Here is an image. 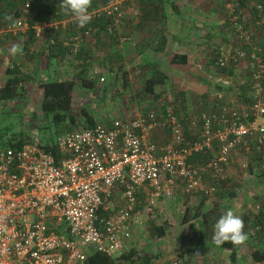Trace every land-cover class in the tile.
I'll list each match as a JSON object with an SVG mask.
<instances>
[{"label": "built area", "instance_id": "built-area-1", "mask_svg": "<svg viewBox=\"0 0 264 264\" xmlns=\"http://www.w3.org/2000/svg\"><path fill=\"white\" fill-rule=\"evenodd\" d=\"M237 1L225 4L234 44L214 46L212 56L215 67L235 69L245 60L252 68L256 80L249 111L219 104L201 112V141L187 144H180L183 128L174 109L165 107L159 114L141 106L106 122L60 133L55 138L60 152L57 159L39 146L36 131L27 133L20 145L0 146V264H86L91 250L115 255L131 236V225L139 222L140 209L150 212L154 201L179 186L183 192L209 196L215 186L205 176L223 179L237 145L245 149L264 145V102L258 80L264 70L256 53L259 47L250 43V27L233 13ZM120 2L101 0L89 9L92 19L100 15L109 19L108 34L117 32ZM30 8L31 0H22L16 11L10 10L12 20L0 24V35L29 28ZM70 20L75 18L68 14L61 20L32 24L34 36L46 38L44 29H58ZM252 25H264V8L259 3ZM76 26L68 38L59 36L71 54L87 38L94 39L92 29ZM116 38L124 41L128 37ZM53 39L51 34L47 41ZM241 42L251 44L250 48L246 51ZM105 72L112 71L96 65L89 68L99 82ZM215 94L221 96V92ZM158 127L170 129V137L160 146L148 134ZM199 150L210 156L202 164H193L188 157ZM140 194L145 195L143 200ZM111 198L117 200L110 208L106 200ZM167 264L179 262L173 258Z\"/></svg>", "mask_w": 264, "mask_h": 264}, {"label": "rangeland", "instance_id": "rangeland-1", "mask_svg": "<svg viewBox=\"0 0 264 264\" xmlns=\"http://www.w3.org/2000/svg\"><path fill=\"white\" fill-rule=\"evenodd\" d=\"M230 1L231 0L203 1L202 11H206V17H208V20L205 17L204 20L206 22H204V25H207L213 30L217 29V27H220L222 29V34L224 33L222 40L219 39L217 42H214V46L219 44H234V37L232 36L231 28L229 27L227 21L228 7L225 6V4ZM139 2L140 0H121L120 2L122 16L118 22L115 38L117 35H127L128 38L126 40L119 41L117 38L116 40L106 39V42L108 40L109 42L106 43L105 46H98L96 45L97 38L95 40L94 37V41L91 39L90 64L96 65L99 68H104V70L106 68L107 71L112 72H105V78L103 81H100L101 83L97 88L99 90L101 86L105 87L103 95L97 92V90L93 91L83 89L79 86L78 82H76L73 87L72 107H86L97 121L101 120L104 122H106L111 117L121 116L122 114H126L127 112L131 111L133 108L141 106L153 108L159 114L163 112L165 107H171L175 110L177 117L180 119L182 128H197L199 131L200 122L198 117L201 112L207 111L210 108H214L219 104H225L233 107V104L230 103L231 98H228V96H230L233 91L232 89L226 88V86L229 83L232 84L231 79H242L245 74L244 70H246L245 60H241L238 66L235 68L233 77L236 79L231 78L229 80V78H227L225 81H221V79L224 80V75L219 71V69L210 64L209 61H201L203 57L208 59V56H212L214 47H210L211 50H209V52L208 50L203 49V47L202 49L199 48L196 50L197 56L199 58L195 60V62H192V68L190 66V69L194 73L197 72L198 75L202 76L204 79L197 80L192 76H188L187 74L185 75V73L173 71L169 76L170 79L166 82V91L161 96V99H142L141 101H138V98H135L133 101L128 100V95L134 94L137 89V83L133 82V80L130 78L131 74L134 73V68L130 70V67H133V65L142 61L144 57H146L156 63L157 66H162L161 69L163 70H169L170 68L169 64L166 62L165 56L162 55L163 57H160L158 54L153 55L154 50L151 49L153 43H149L151 41V39H149L150 37L145 39V47L141 46V44L138 46L136 44L132 45V39H130L131 30H133L135 34H141L145 24L147 27V23L151 21V19H149V21L145 17V9L141 10V8L138 6ZM142 2L143 0H141V4ZM241 18L247 22L246 26L250 27L252 35L255 32L253 35L254 38L252 40L253 45L257 47L258 45L261 46V39L264 38V27H254L252 25V14H250L247 9H243V14L242 16L240 15V19ZM160 21L162 22L163 20L160 19ZM185 21H189V19H185ZM190 22L194 23L193 20ZM190 22L188 25H190ZM155 25L157 30H159V24ZM151 29L154 30L155 28L151 26ZM19 33L20 32H17L14 35L6 33L11 36L10 43L8 44L9 46H11L13 43H16V40L14 39ZM104 35L106 36V34ZM104 35H102L100 38L104 37ZM150 35L152 37V34ZM42 44L44 45V43ZM8 45L7 47L9 48ZM110 45L113 46V48H110ZM27 56L28 59L33 57L30 53L27 54ZM152 57H154L153 60ZM69 58L73 60L72 56H68L67 59L69 60ZM42 60L47 62L45 56L42 58ZM198 61H201L202 64L197 65ZM65 63L67 62L64 60H55L51 63L48 61L49 68L56 71H60L59 69L62 68V65ZM70 64L72 65V62H70ZM119 65L122 66L121 69L128 71V73H126L128 86L124 89L121 88V92H119L120 94L117 92L120 84L118 75L121 74V69H118ZM260 67L264 70V62L261 63ZM4 68L5 67H0V86L4 82L5 77H7ZM20 68L27 73L31 71L32 74H35V79L37 81L42 80L43 78L36 73L37 67L34 60L29 66L25 67L22 65ZM207 79H209V82L205 84V80ZM30 80L31 78H25L26 83ZM220 84L224 86L221 87V89L218 87ZM37 85L30 91L24 90L22 95H17L16 97L9 99H0L1 143L5 140V138L8 137L16 138L19 132L31 134L33 131H36L38 137L36 127L37 125L41 124L44 119L39 108L41 90ZM196 92L199 93V95H197ZM216 92H221V96L219 98L216 96ZM122 94L127 95V101L129 102L128 106L123 104V100L121 99ZM242 107L240 109H247L246 105H243ZM158 128H160L163 132L164 137L161 142H164L170 137V134L165 127ZM194 140L201 141V135L199 138ZM215 146V141L212 140L213 151ZM256 151L257 150L252 151L251 148L245 149L244 147L237 145L230 153V159L225 169V176L220 180L219 183L220 188H223L224 193H222V196H217V194L214 193L215 188H217L214 184V190L209 196H206L204 201L209 203L212 200H216L220 204L226 203L227 205H250L249 208L251 209H255V206L253 205H262L264 197V174L259 173L260 170H264V149L261 152L262 158L259 162L255 159ZM209 156L210 153L207 157H203V159L196 161V163L202 164L208 159ZM251 164V169H249L248 165ZM205 178L208 180L206 176ZM180 188L181 187L179 186L170 194L161 195L160 198H158L152 204L150 212L144 213L143 210L140 209L141 218L138 223L131 225V236L128 239H125L123 242L124 246L122 248L123 250L124 248L130 246H136V257H134L133 262L126 261L123 264H138V259H140V257L143 255H146V252L155 253L154 257L149 260L148 264H167L169 260L173 258L177 259L179 264H196L194 263V260H198L199 253H197L196 248L198 247L197 244H199V240L196 237L198 236L197 231L192 228L190 223L193 220V218L190 216L192 209L191 207L187 208L185 205H197L202 194L197 191L183 192L180 190ZM230 189H236V194L233 197H229L225 192L229 191ZM139 198L143 200L145 195L140 194ZM116 200V198H111L106 203L111 208L115 206L114 204L116 203ZM186 211H188V214ZM184 216L186 220H183ZM153 222L156 224H164L165 229L161 236H152L148 233L147 229ZM247 233H250L248 235V241L250 240V235L253 232L251 229H248ZM205 248L206 247L203 246L198 247L199 251H204ZM238 249L239 254L242 255V259H239L238 256L234 263H231L227 258V252L225 256L222 252H219L221 251L220 249L214 245L208 244L207 250L210 252H207L211 253L212 251L213 254L211 256H208L210 255L208 254L207 256L209 258L204 255L201 263L255 264L247 257V242L241 245Z\"/></svg>", "mask_w": 264, "mask_h": 264}, {"label": "trees", "instance_id": "trees-1", "mask_svg": "<svg viewBox=\"0 0 264 264\" xmlns=\"http://www.w3.org/2000/svg\"><path fill=\"white\" fill-rule=\"evenodd\" d=\"M101 0H92L91 7L95 6ZM22 2V0H0V24L6 23L7 19H5L8 12L12 9L15 11L18 9L16 7ZM257 3H259L262 8H264V0H238L236 6L233 7V13L242 16L243 9H247L252 16H254L257 12ZM149 4V2H146ZM146 4L142 6L141 0L138 3V6L141 8H147ZM61 0H31V8H30V27L27 28L24 32H20L16 37V41H23V53L28 54V47L30 44L35 42L34 36V28L32 24L42 23V22H50L55 20H61L65 18L67 15L61 8ZM145 18V17H144ZM109 23V19L103 15L97 16L91 19L90 23L84 27H89L93 30L92 36L95 37L96 45L105 46L106 43L109 42L110 39H115V32L112 34L106 33V25ZM258 27H264V25H260ZM50 28V27H49ZM44 29L46 38H43L46 41V45L42 46L44 50L37 54H43L47 59V63H51L52 61H60L65 60L68 56H72L75 72L72 77L68 78H59L56 77L55 70H51L43 75L42 80L37 81L35 79V74L32 72H25L15 63H12L9 66L5 67V73L7 77H5L4 82L0 86V99H9L12 97H16L17 95H22V92L30 91L33 87H40L41 90V100L39 104L40 112L43 116L44 121L37 125L36 129L38 132V144L44 150L50 152L55 159H57L60 155L58 147L55 142V138L60 133L66 132L68 130L80 127H86L97 120L92 115V113L86 107H72V97H73V87L76 82H78L79 86L83 89L87 90H97V92L104 94V86H101L98 90V86L101 82L97 80V77L91 75L89 73V68L91 66V54L87 48L80 45L78 49L71 54L69 51V47L63 45L60 41V33L62 31L65 32L63 35L64 38H68L71 35V31L77 29L76 23L73 20L67 21L66 28H51L50 30ZM49 31V32H48ZM53 35V42H48L47 38L50 35ZM106 34V36L104 35ZM102 35L104 37L100 38ZM67 36V37H66ZM11 37L9 34L0 35V43L4 38ZM253 35H251L250 43L253 44ZM106 39H109L106 42ZM44 41V42H45ZM264 39H261V46L258 45L259 49L256 51L260 58L259 65L264 62ZM241 45L246 49H249V43L241 42ZM159 46H162L160 43ZM71 54V55H70ZM214 55V49L212 51ZM213 65V56L208 60ZM169 64H181L184 65L186 63V55L184 53L172 52L168 56ZM122 66H118V69H121ZM134 68V73L131 74L130 78L133 82L137 83V89L134 94L128 95V100L133 101L135 98H138V101L142 99H157L162 98L161 96L166 91V82L168 75L166 71L160 69L157 65H154L151 60L144 57V59L140 62H137L133 67H130V70ZM219 71L229 79L235 78L234 71L235 69L232 66H223L218 67ZM246 70H244L245 74L240 80H232V84H227L226 88L232 89V91L236 92L237 103L234 104L233 107L236 109H240L243 105H246L247 111L250 109V105L254 96V82L255 78L251 76L252 68L249 65H246ZM132 72V71H131ZM127 70L121 69V74L118 75L119 79V89L117 92H121V88H125L128 86V81L126 79ZM25 78H31L29 82H25ZM75 78V79H74ZM236 79V78H235ZM260 85L262 86V100L264 101V77L258 78ZM221 89V84L218 85ZM120 94V93H119ZM121 99L123 100V104L128 106L127 95L122 94ZM243 108V107H242ZM131 110V109H130ZM109 120V119H108ZM107 120V121H108ZM101 121V120H98ZM200 122V120H199ZM212 128L216 126L215 123L212 124ZM169 134L170 129L165 127ZM183 135L180 141V144H187L194 139L200 137V132L197 128H187L184 127L182 129ZM8 137L5 138L2 143L0 142V146L4 145H20L25 142L28 138L27 134L23 132H19L16 138ZM215 141V139H213ZM264 149V145L258 149H254L251 147V150H257L255 153V159L259 162L262 158V150ZM209 155L208 152L202 153L199 151H193V153L188 157L189 161L193 164L196 161L203 159V157H207ZM249 169H251V165H248ZM250 172V170H249ZM259 174H264V170H260ZM209 183L215 184L218 188H215L214 193L217 196H222L224 193L223 188H220V180L211 178L209 175H206ZM229 197H233L236 194V189H230L229 191H225ZM219 194V195H218ZM221 194V195H220ZM207 195L202 194L200 200L198 201L195 208H191L190 216L195 219L196 223H191L193 229H195L198 233L199 241L204 242L209 245H214L217 248L227 250V257L231 263L239 256L237 249L241 246H236L231 243H225L221 246H216L212 241V235L214 231V224L218 220V218L223 215L228 209L218 206V205H227L226 203L220 204L216 200H212L209 203H206L204 200ZM264 196V195H263ZM219 198V197H217ZM107 202V200H106ZM139 205V204H137ZM141 205V204H140ZM202 205H208L202 208ZM102 212H105L101 209ZM188 214V211H186ZM240 216L244 221V231L247 233L248 229L252 230V234L250 235V240L246 241L248 243V251L247 257L248 259L255 264H264V197L263 204L259 205L258 208L245 210L240 213ZM185 219V216L183 217ZM194 224V225H193ZM165 226L164 224L152 223L151 226L148 227L147 231L152 236H161L164 232ZM248 235L250 233H247ZM136 246H130L124 248L119 251L115 255H107L102 251L91 250L86 254V264H123L126 261L133 262L134 257H136ZM155 253L146 252V255H143L138 259V264H148L149 260L154 257Z\"/></svg>", "mask_w": 264, "mask_h": 264}, {"label": "crops", "instance_id": "crops-1", "mask_svg": "<svg viewBox=\"0 0 264 264\" xmlns=\"http://www.w3.org/2000/svg\"><path fill=\"white\" fill-rule=\"evenodd\" d=\"M203 1H205V0H143V2H142V6H144V4H146V2H149V4H146L147 8L146 9L143 8V9H145V14H144L145 17L148 20L151 19V21L149 20L150 22L147 23V27L145 24V27L143 28V31L141 32V34L140 33L135 34L134 31L131 30L130 39H132V45L136 44L138 46L141 44V46H144L145 45V39L150 37L149 39H151V41L149 43H151V44L153 43V45L151 47V49L154 50L153 55L158 54V56H160V57L165 56L166 62L168 64H169L168 56L170 53L179 52V53H184L186 55V63L184 65L169 64V66H170V68L168 66L169 70H164V71H166V73L168 75V78H167L168 80L170 79L169 76L172 74L171 72H173V71L185 73V75L187 74L188 76H192L197 80L204 79L202 76L198 75L197 72L194 73L190 69V66L192 68V62H195V60H197L199 58L197 56L196 50L199 48L202 49V47H203V49L208 50V52H209V50H211L210 47H212V48L214 47L213 43L217 42L219 39L222 40V38H223L222 36L224 35V33L222 34V32H221L222 29L220 27H217V29L213 30L210 27H208L207 25H204V22H206L204 19L207 16V14H206V11L205 12L202 11ZM165 3H166V5H165ZM162 7H164V8H162ZM165 7H166V9H165ZM198 12H199V14H198ZM167 13H169V14H167ZM200 14H202V15H200ZM160 19L163 20L164 22L163 21L161 22ZM185 19H187V20L189 19V21H185ZM206 19L208 20V17H206ZM191 20H193L194 23H191L190 22ZM189 22H190V25H188ZM61 24H63V25H61L60 28H63V27L66 28L67 22L61 23ZM155 24H159L158 25L159 30H157V27H155L156 26ZM151 26L155 29L154 30L151 29ZM72 32L73 31H71L70 33H72ZM254 33H253V35H254ZM64 34H65L64 31H62L60 33V35H64ZM150 34H152V37ZM256 34H257V31H256ZM35 38H36L35 42L30 44L28 47L29 48L28 51L33 56L29 59H28L27 54H24V53L22 55L18 54L16 56L9 55L7 45L10 43L11 38L10 37L4 38V40H2L0 43V45H1L0 67L2 68V67L9 66L13 62L15 64H17L18 66L22 67V65H24L26 67V66H29L30 63H32V61L34 60L36 67H37L36 73L39 76L42 77L43 75L48 73L50 71L49 69H47V67H49V64L46 61L44 62L42 60L44 55L43 54H37V53H40L42 51V49L44 50V48H42V46H44L42 44L43 38H41L40 36H36ZM262 39H264V38H262ZM14 40H17V39L15 38ZM90 41H91V39L87 38L86 41H84V43L81 44V45H83V47L87 48V50H89V51H90V46H91ZM93 41H94V39H93ZM16 43H17V41H16ZM160 43L162 44V46H159ZM110 48H113V46H111ZM151 49H150V51H151ZM210 56H208V59L210 58ZM153 58L154 57H152V60H153ZM200 58H202V57H200ZM208 59H205V57H203L201 59V61L205 60V62L206 61L208 62ZM64 61H66L67 63L62 65V68L59 69L60 71L55 70L56 71L55 72L56 77H62V78L72 77V75L74 74V72H75V69L73 66L74 61L71 60L70 58H69V60L66 59ZM201 61H198L197 65L202 64ZM70 62H72V65L70 64ZM153 64L157 65L154 62H153ZM158 67L161 69L162 66L160 67L158 65ZM227 78L228 77L224 76V80L221 79V81H225ZM208 82H209V79L205 80V84H207ZM197 95H199V93H197ZM229 97L231 98L230 99L231 104L234 105L237 103L236 92L233 91V93L230 94V96H228V98ZM227 106H229V105H227ZM148 134H149L151 140L155 142V144H157L158 146L161 145L160 143H162L161 141L163 140L164 136H163V132L161 131L160 128L151 129ZM185 206H187V208L191 207L192 209L196 207V205H185ZM206 206H208V205H202V208L206 207ZM218 206L225 208L224 210L232 209L234 211V213L237 215H240V213L244 210L251 209V208H249L250 205H218ZM253 206H255L254 208H258L259 205H253ZM192 222L196 223L195 219H193ZM197 235H198V233H197ZM198 236H196V237L199 239ZM197 246L198 247L203 246L206 248L204 251H199ZM197 246H196L197 247L196 251H197V253H199L198 254V260L197 261L194 260V263L203 264V263H201L202 262L201 260L204 257V255L207 256L208 254H210L208 256H211L213 253H212V251H211V253H208V252H210L207 250L208 244H206L204 242L199 241V244H197ZM218 249L221 250L219 252H222L223 255H225L227 252L225 249H221V248H218ZM237 251L239 253V249H237ZM238 255H239V259H242V255H240V254H238ZM208 256H207V258H209ZM155 258H157V257H155Z\"/></svg>", "mask_w": 264, "mask_h": 264}, {"label": "clouds", "instance_id": "clouds-1", "mask_svg": "<svg viewBox=\"0 0 264 264\" xmlns=\"http://www.w3.org/2000/svg\"><path fill=\"white\" fill-rule=\"evenodd\" d=\"M92 0H61V8L66 15L71 14L78 26L84 27L90 23L92 17L89 13ZM5 19L12 20L11 15H6ZM13 23H17L13 21ZM8 53L11 56L23 54V41L13 43L8 48ZM244 221L240 215L234 213L232 209H228L221 215L214 224L212 241L216 246H221L225 243H231L236 246L243 245L248 234L244 231Z\"/></svg>", "mask_w": 264, "mask_h": 264}]
</instances>
